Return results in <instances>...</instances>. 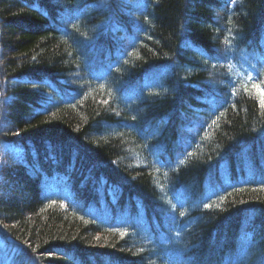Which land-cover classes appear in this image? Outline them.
Segmentation results:
<instances>
[{"label":"trees","instance_id":"1","mask_svg":"<svg viewBox=\"0 0 264 264\" xmlns=\"http://www.w3.org/2000/svg\"><path fill=\"white\" fill-rule=\"evenodd\" d=\"M262 96L264 0H0V264H264Z\"/></svg>","mask_w":264,"mask_h":264},{"label":"rangeland","instance_id":"2","mask_svg":"<svg viewBox=\"0 0 264 264\" xmlns=\"http://www.w3.org/2000/svg\"><path fill=\"white\" fill-rule=\"evenodd\" d=\"M252 61V59H249V58H246L245 56L244 57H242L241 59H240V63L239 64H244L245 65V67H246V69H247V73H248V75H250V76H253V75H255V73H256V70L250 65V62ZM258 69H262V68H260L259 66H258ZM181 134L182 133H186L187 132V127H181Z\"/></svg>","mask_w":264,"mask_h":264},{"label":"snow or ice","instance_id":"3","mask_svg":"<svg viewBox=\"0 0 264 264\" xmlns=\"http://www.w3.org/2000/svg\"><path fill=\"white\" fill-rule=\"evenodd\" d=\"M259 103H260L261 109H264V96H262V98L260 99ZM221 115H223V113H221ZM213 123H215V121H213ZM221 199H224V197H221ZM205 207L206 208H211L212 205L211 204H205ZM181 215H183V213H181Z\"/></svg>","mask_w":264,"mask_h":264}]
</instances>
